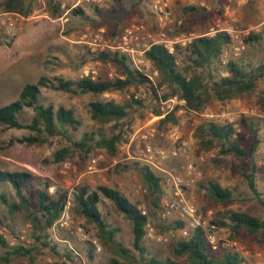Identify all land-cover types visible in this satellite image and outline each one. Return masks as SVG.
<instances>
[{"label": "rangeland", "instance_id": "1", "mask_svg": "<svg viewBox=\"0 0 264 264\" xmlns=\"http://www.w3.org/2000/svg\"><path fill=\"white\" fill-rule=\"evenodd\" d=\"M4 1L0 0V107L18 100L23 86L36 83L41 76L73 81L86 76L93 80H114L119 77L117 67L98 60L96 55L118 47L121 36L132 26H142L143 34L152 36L160 30L153 10L155 0H95L78 6H75L76 0H18L21 12H5ZM166 1L173 20V24L165 29L166 36L175 42L172 46L178 69L190 68L187 75L201 73L187 58V48L196 38L226 29L243 31L253 28L252 33L264 31V0ZM78 7L84 11L83 16L72 14V10ZM188 7L200 10L190 12L186 10ZM247 37L243 39L245 49L238 56L234 55V43L225 47L220 65L216 66L219 75L226 74L223 66L227 62L223 61H234L246 71L264 65V40L247 43ZM144 42L148 43V40ZM131 67L146 71L144 65L137 69L131 63ZM154 71L157 72L154 81L159 87L163 85L160 84L162 77L150 63L146 73ZM204 81L209 82L206 75ZM142 88L140 91L138 86H131L101 95L69 94L41 88L39 104L71 110L80 127L52 138L50 144L27 146L14 143L10 146V139L26 136L29 132L0 124V169L31 174L33 190L37 189L39 182H48L49 193H54L57 188L72 193L79 185H87L91 190L106 186L121 191L148 217L143 244L149 254L174 260L172 251L185 238L180 229L171 226L178 222L176 219H162L160 216L164 201L170 197L169 186L161 178L163 193L159 206L154 207L142 177L144 164L136 160V155L146 144L166 151L180 148V155L170 164L192 163L195 167L196 182L186 190V195L193 197L200 213L207 219L204 235L208 252L215 259L231 252L243 259L242 264H264V234L250 235L243 229L234 231L225 218L231 211L263 217V207L249 190L243 175L257 169L255 184L264 199V78L257 80L252 92L223 102L211 94L201 113L186 111L184 102L176 95V122L165 125L154 119L156 93L148 86ZM136 94H139L137 99L134 98ZM136 100L141 105L135 104ZM93 101L130 105L129 115L118 123L119 127L114 122L96 123L91 119L88 107ZM32 116V110L24 109L17 115V120L28 124ZM207 122L231 125L245 157L221 154V144L217 141L210 148H203L198 130ZM118 132L122 133V142L115 156H110L103 148L91 146L88 152L73 148L70 158L51 163L55 151L71 146L85 133H95L98 139L97 134L110 137ZM210 181L231 191V205L224 207L209 198ZM2 189L8 200L13 201L12 192L6 187ZM62 216L69 228L56 223L48 231L49 239L42 238L37 242L34 235L38 232L25 214H9L0 200V229L8 243L13 244L9 245L30 249L33 257L32 261L29 256L10 257L7 264H108L111 258H116L112 247L97 236L95 227L86 223L70 206ZM103 217L118 229L117 241L131 250L130 223L107 202ZM219 221L225 225H215ZM45 240L50 241L49 246L43 245ZM68 251L72 253L71 263L62 256ZM4 253L5 250L0 249V256ZM181 261L186 263L185 258ZM0 264L5 263L0 260ZM137 264L143 263L138 261Z\"/></svg>", "mask_w": 264, "mask_h": 264}, {"label": "trees", "instance_id": "2", "mask_svg": "<svg viewBox=\"0 0 264 264\" xmlns=\"http://www.w3.org/2000/svg\"><path fill=\"white\" fill-rule=\"evenodd\" d=\"M18 0H6L2 3L5 12H21ZM190 12L200 9L188 7ZM75 16H83L84 11L78 7L72 10ZM264 40V31L251 33L247 37V43ZM231 40L224 31L217 32L214 36H203L196 38L187 48V58L193 63L201 73H191L187 75L189 67L179 70L174 53H170L161 44H154L145 51V58L158 70L162 77L160 84H166L169 92L163 98L178 96L183 102V108L188 112L201 113L209 102L212 94L218 101H225L238 95L252 92L256 82L264 78V65L246 71L234 61H228L223 70L225 76L218 73L216 66L220 65L225 47ZM100 61L110 62L117 67L119 77L114 80H93L91 77H82L76 81L63 78L49 79L41 76L36 83H27L19 93L18 100L0 107V124L8 128L25 129L28 135L10 139L9 145L14 143L25 144L27 146H41L50 144L52 138L68 133L70 130H77L80 122L75 118L73 112L62 106L54 109L52 106L39 104L38 97L41 88L60 91L69 94H93L101 95L120 91L131 86H148L155 93L147 77L131 67V62L126 54L119 51H101L96 55ZM214 67V68H213ZM222 67V64H221ZM204 73H203V72ZM205 75L209 82H205ZM135 104L141 105L136 100ZM89 112L91 119L96 123L114 122L119 127V122L129 115L130 105H120L113 101H93L90 102ZM24 109L33 112L30 123L22 124L17 120V115ZM176 111V109H175ZM175 111L159 120V124L165 125L169 122L175 123ZM234 129L231 125H219L214 122L201 124L198 130L200 144L203 148H210L214 141L221 144L220 152L223 155L232 154L238 158L245 157V151L234 138ZM97 139L95 133H85L79 141L71 143V146L63 147L53 153L51 163H61L72 156L73 148L88 152L91 146L103 148L110 156H115L118 145L122 142V133L118 132L106 137L102 134ZM139 165V163H135ZM257 169L243 175L247 186L254 198L263 207L264 199L258 192L255 184ZM142 177L149 195L153 198L154 207L159 206L162 197V179L147 165L142 166ZM32 175L26 172H9L0 169V200L6 206L9 214L24 213L26 219L38 233L34 235V240L39 242L42 238L49 239L48 231L60 220L69 206L75 213L80 215L86 223L92 224L97 236L109 247H112L116 258H111L108 264H242L243 259L237 253L226 252L220 259H215L208 252L204 230L196 229L188 238L178 242L172 251L174 260L166 258L159 259L152 256L143 244L146 235V225L148 217L142 214L141 210L119 190L99 186L93 190L87 185L77 186L72 193L59 188L54 193H49L50 184L48 182L38 183L36 190L32 187ZM2 187H6L12 192L13 201L8 200V195ZM208 196L211 200L227 207L232 204V193L230 190L222 188L219 184L210 181L208 183ZM106 202L111 204L131 225L132 249H125L117 241L118 229L113 228L104 219V207ZM232 225L234 231L243 229L247 234H264V213L262 218H258L246 213L227 212L225 217ZM1 223V222H0ZM215 225L223 226L225 223L219 221ZM173 229H181L183 224L175 222L171 225ZM50 241L45 240L43 245L49 246ZM54 247V245H53ZM0 249L5 250V255L0 256V260L7 264L11 257L29 256L32 261L30 249L23 247H11L8 241L0 235ZM70 263L73 262L71 251L64 255ZM89 258L92 255L89 253ZM138 258V259H137ZM186 259V263L182 262ZM120 260V261H119ZM66 264V263H63Z\"/></svg>", "mask_w": 264, "mask_h": 264}, {"label": "built area", "instance_id": "3", "mask_svg": "<svg viewBox=\"0 0 264 264\" xmlns=\"http://www.w3.org/2000/svg\"><path fill=\"white\" fill-rule=\"evenodd\" d=\"M97 1L99 2L100 0ZM90 2H95V0H76L75 6ZM153 10L157 15V23L160 29L155 36L143 34L144 30L142 26H132L121 36L120 45L118 47H111V50L126 54L129 57L132 65L137 69L139 68L138 66L144 65L146 71L139 69L138 71L142 72L144 76L147 77L156 93V98L154 101L156 105V114L154 119L161 120L170 113L174 112V108L178 100L176 96H171L167 99L163 98V96L167 93L166 91L168 90V87L166 84H163L159 87L156 85L153 77L157 74L156 71L152 73H146L151 62L145 58L144 54L145 51L154 44H161L166 49H168L170 53H174L172 45L175 42L167 39L165 32V29L173 24L167 1L155 0L153 3ZM253 30V28H247L243 31H237L233 29H226L224 31L228 34L231 42L235 45L233 47L235 56H238L240 52L245 49L243 39L250 35ZM215 34L216 33L213 32L209 36L211 37ZM200 37H203V35ZM146 39L148 40V43L144 42ZM226 62L228 61H223V63ZM138 89L142 91L143 88L142 86H138ZM138 97L139 94L134 96L136 99ZM182 145H184V143H182ZM126 148L129 149V146ZM180 151V148H173L169 151H166L164 149L155 148L149 144H146L138 151L136 160L149 166L155 174L165 180L169 186L170 197L164 201L160 216L162 219L173 218L178 222H181L183 226L180 229V232L184 238H188L196 229L200 228L204 230L208 223L207 219L200 213L193 197H188L186 195V190L193 186L196 182L195 167L192 163H185L181 166L170 164L172 159H175L180 155ZM68 206L69 203L67 204L66 209ZM141 213L145 214V211L141 210ZM57 223L63 228H69L67 220L64 219V216H62ZM0 235L6 239L2 229H0ZM9 244L13 245L12 243Z\"/></svg>", "mask_w": 264, "mask_h": 264}]
</instances>
